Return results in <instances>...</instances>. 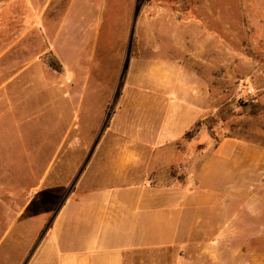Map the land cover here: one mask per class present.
<instances>
[{
  "label": "rangeland",
  "instance_id": "1",
  "mask_svg": "<svg viewBox=\"0 0 264 264\" xmlns=\"http://www.w3.org/2000/svg\"><path fill=\"white\" fill-rule=\"evenodd\" d=\"M33 1L48 22L26 35L32 13L0 0V82L19 72L0 89V256L21 264L113 127L173 160L160 179L213 181L192 264H264V0Z\"/></svg>",
  "mask_w": 264,
  "mask_h": 264
},
{
  "label": "crops",
  "instance_id": "2",
  "mask_svg": "<svg viewBox=\"0 0 264 264\" xmlns=\"http://www.w3.org/2000/svg\"><path fill=\"white\" fill-rule=\"evenodd\" d=\"M15 2L17 6L23 2L24 10L32 13L22 21L26 35L47 25L48 21L40 24L45 4L33 0ZM57 31L47 40L46 50L52 51L63 65V57L55 47ZM37 72L41 76V70ZM18 73H3L8 76L0 82V89L9 86ZM34 82L40 84L31 87L36 89V96L48 103L44 81ZM22 86L30 87L25 82ZM55 92V102L64 99L63 89L57 86ZM114 122L112 119L109 124ZM113 130L111 127L109 134L113 145L108 146L107 138L100 139V148L92 150V170L86 175L89 159L45 232L24 249L21 264H192L203 254L208 256L203 227L207 232L212 198L206 187L213 186V181H204L200 176L208 167V158L199 170V183L190 178L183 183L165 181L160 179L159 171L172 165V159L162 160L153 147H141L139 139L130 138L127 128H120L119 133ZM222 149L217 148V153ZM244 152L256 169L262 153L257 149ZM194 187L203 189L194 191ZM19 263L13 261L11 249L0 256V264Z\"/></svg>",
  "mask_w": 264,
  "mask_h": 264
},
{
  "label": "built area",
  "instance_id": "3",
  "mask_svg": "<svg viewBox=\"0 0 264 264\" xmlns=\"http://www.w3.org/2000/svg\"><path fill=\"white\" fill-rule=\"evenodd\" d=\"M248 95L250 96L251 100H254V96H255V90L254 89H250L248 91Z\"/></svg>",
  "mask_w": 264,
  "mask_h": 264
}]
</instances>
